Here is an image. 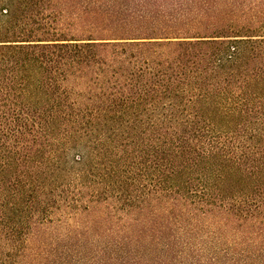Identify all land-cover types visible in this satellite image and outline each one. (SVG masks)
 Masks as SVG:
<instances>
[{
	"label": "trees",
	"instance_id": "trees-1",
	"mask_svg": "<svg viewBox=\"0 0 264 264\" xmlns=\"http://www.w3.org/2000/svg\"><path fill=\"white\" fill-rule=\"evenodd\" d=\"M0 264H264V0H0Z\"/></svg>",
	"mask_w": 264,
	"mask_h": 264
}]
</instances>
